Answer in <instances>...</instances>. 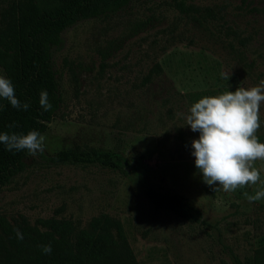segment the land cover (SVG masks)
Returning <instances> with one entry per match:
<instances>
[{"label": "rangeland", "instance_id": "obj_1", "mask_svg": "<svg viewBox=\"0 0 264 264\" xmlns=\"http://www.w3.org/2000/svg\"><path fill=\"white\" fill-rule=\"evenodd\" d=\"M13 1L0 0V12ZM189 4L201 20L212 14L208 30L170 0H137L61 34L51 49L60 107L43 152L29 154L0 190V214L30 224L55 216L82 228L109 215L123 224L138 264H245L264 239V198L250 203L244 193L261 185L224 192L203 182L187 95L264 80V0ZM259 123L255 135L264 134V103ZM66 151L82 161H59ZM150 188L184 196L197 221L155 210Z\"/></svg>", "mask_w": 264, "mask_h": 264}, {"label": "trees", "instance_id": "obj_2", "mask_svg": "<svg viewBox=\"0 0 264 264\" xmlns=\"http://www.w3.org/2000/svg\"><path fill=\"white\" fill-rule=\"evenodd\" d=\"M137 0H14L0 12V68L15 87L25 111L13 108L3 99L0 105V133L27 134L31 130L45 133L58 111L61 99L55 73L51 67V49L61 43V34L80 21L115 14ZM174 9L191 16L208 30L206 10L202 20L194 15L189 4L194 0H170ZM196 11V10H195ZM245 47V41L239 42ZM46 90L52 107L44 111L39 103L40 92ZM229 90L218 87L187 95L190 105L204 96H216ZM16 125L15 127H9ZM264 143V134L257 135ZM183 147L185 140L181 138ZM27 150H7L0 143V190L25 169ZM100 157V156H97ZM105 160L107 156H103ZM61 162L78 163L73 151L61 152ZM162 189V188H160ZM146 199L157 211L189 221H197L186 198L167 190L150 188ZM15 229L23 234L18 240ZM51 245L50 254L42 252ZM0 264H138L120 220L106 214L93 217L82 228L71 219H37L30 224L24 216L8 219L0 214ZM245 264H264V239L260 240Z\"/></svg>", "mask_w": 264, "mask_h": 264}, {"label": "clouds", "instance_id": "obj_3", "mask_svg": "<svg viewBox=\"0 0 264 264\" xmlns=\"http://www.w3.org/2000/svg\"><path fill=\"white\" fill-rule=\"evenodd\" d=\"M229 79V77H226ZM0 98L7 100L13 108L27 110V102L21 104L15 95V87L10 79L0 74ZM39 103L44 111L52 107L46 90L40 92ZM264 103V80L258 86L237 87L235 91H226L216 96H204L192 104L186 115V125L199 138L191 142L195 167L202 173L203 182L209 186L218 185L224 192H234L260 184L254 195L245 192L251 203L264 198V180L260 169L255 167L257 160L264 161V143L255 135L259 131V109ZM10 125L9 127H15ZM45 137L38 131L27 134L0 133V143L7 150L27 152L35 156L44 150ZM18 240L23 234L15 229ZM51 245H43L42 252L50 254Z\"/></svg>", "mask_w": 264, "mask_h": 264}]
</instances>
